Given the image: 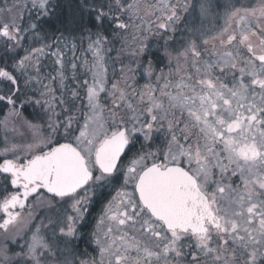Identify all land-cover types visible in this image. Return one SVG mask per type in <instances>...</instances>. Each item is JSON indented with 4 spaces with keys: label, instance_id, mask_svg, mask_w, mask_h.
Here are the masks:
<instances>
[{
    "label": "snow or ice",
    "instance_id": "snow-or-ice-1",
    "mask_svg": "<svg viewBox=\"0 0 264 264\" xmlns=\"http://www.w3.org/2000/svg\"><path fill=\"white\" fill-rule=\"evenodd\" d=\"M0 130V264H264V0H0Z\"/></svg>",
    "mask_w": 264,
    "mask_h": 264
},
{
    "label": "rangeland",
    "instance_id": "rangeland-1",
    "mask_svg": "<svg viewBox=\"0 0 264 264\" xmlns=\"http://www.w3.org/2000/svg\"><path fill=\"white\" fill-rule=\"evenodd\" d=\"M223 23V21L221 20V24ZM25 115H28V113H25ZM29 118H31V117H29ZM2 130H0V137H2Z\"/></svg>",
    "mask_w": 264,
    "mask_h": 264
},
{
    "label": "flooded vegetation",
    "instance_id": "flooded-vegetation-1",
    "mask_svg": "<svg viewBox=\"0 0 264 264\" xmlns=\"http://www.w3.org/2000/svg\"><path fill=\"white\" fill-rule=\"evenodd\" d=\"M97 211H99V206H97Z\"/></svg>",
    "mask_w": 264,
    "mask_h": 264
}]
</instances>
